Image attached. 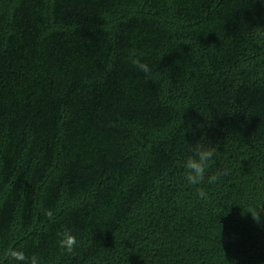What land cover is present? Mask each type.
I'll use <instances>...</instances> for the list:
<instances>
[{"label": "trees", "instance_id": "trees-1", "mask_svg": "<svg viewBox=\"0 0 264 264\" xmlns=\"http://www.w3.org/2000/svg\"><path fill=\"white\" fill-rule=\"evenodd\" d=\"M260 32L264 0H0V264L264 262Z\"/></svg>", "mask_w": 264, "mask_h": 264}, {"label": "clouds", "instance_id": "clouds-1", "mask_svg": "<svg viewBox=\"0 0 264 264\" xmlns=\"http://www.w3.org/2000/svg\"><path fill=\"white\" fill-rule=\"evenodd\" d=\"M258 35L264 37V32H260ZM128 59L140 71L145 74H150L151 69L146 62L142 61L141 55H138L135 51H133L129 54ZM191 122L196 123V129H203L208 126L206 123L200 124L195 120ZM186 131L194 130L189 127ZM187 152L189 154L181 161V167L184 170V180L189 186H199L205 181L208 183L218 181L220 178L219 173L209 174L212 165L217 159V148L213 146V143H210V140L205 138V134L202 131L199 138L187 145ZM198 195L199 197L204 198L205 192L199 191ZM258 204L259 206L254 207L252 212H245L249 213L251 215V219L259 225L262 221H264V202L258 201ZM77 244L78 242L75 236L69 231H62L57 234V245L63 251L72 253L77 247ZM5 255L13 257L16 264H40V258L38 256L33 255L31 257H27L21 249L10 250L9 252H6Z\"/></svg>", "mask_w": 264, "mask_h": 264}, {"label": "water", "instance_id": "water-1", "mask_svg": "<svg viewBox=\"0 0 264 264\" xmlns=\"http://www.w3.org/2000/svg\"><path fill=\"white\" fill-rule=\"evenodd\" d=\"M259 264H264V262H261V263H259Z\"/></svg>", "mask_w": 264, "mask_h": 264}]
</instances>
